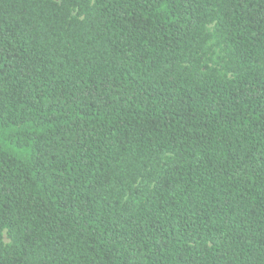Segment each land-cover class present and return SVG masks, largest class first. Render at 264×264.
Wrapping results in <instances>:
<instances>
[{
  "label": "trees",
  "instance_id": "obj_1",
  "mask_svg": "<svg viewBox=\"0 0 264 264\" xmlns=\"http://www.w3.org/2000/svg\"><path fill=\"white\" fill-rule=\"evenodd\" d=\"M0 264H264V0H0Z\"/></svg>",
  "mask_w": 264,
  "mask_h": 264
}]
</instances>
